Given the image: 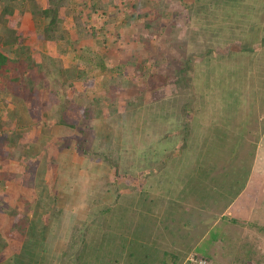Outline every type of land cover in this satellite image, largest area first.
Segmentation results:
<instances>
[{"label":"rangeland","instance_id":"rangeland-1","mask_svg":"<svg viewBox=\"0 0 264 264\" xmlns=\"http://www.w3.org/2000/svg\"><path fill=\"white\" fill-rule=\"evenodd\" d=\"M186 1L211 6V12L203 17L215 20L199 24L196 15L186 19L185 10H181L183 0H152L155 6L149 7L152 11L147 18L157 14L166 25L161 23L159 28L145 27L143 19L127 20L126 0H115L120 6L119 15L110 22L106 19L114 13V5L102 13H90L92 0H73L76 11L70 13L60 8L62 21L57 26L67 28L74 39V49L69 57H63L64 63L73 71L86 70L76 87L88 88L91 94L124 92L119 86L109 87V78L121 74L131 87L126 98L145 99L132 117L122 121L118 115L113 117L114 122L108 117L100 120L97 127L90 122L85 129L89 147L103 140L114 150L113 146L121 142L117 154L124 161L136 157L129 168L134 175L128 184L136 188L126 185L123 195L113 205L104 206V211L96 206L97 214H89L88 235L72 248L69 229L64 226L69 220L63 216L65 211L49 223H42L40 216L30 218L20 237V264L23 260L24 264H55L56 256L63 252L65 264H194L189 259L191 255L209 259L210 264L264 263V43L257 39L264 32V0H237L235 4L222 2L218 6L213 0ZM38 2L40 7L47 6L46 0ZM28 7L24 3L25 14L9 18L19 23L22 33L18 44L28 45L30 57L37 60L43 52L55 49V40L42 36L48 15L30 12ZM172 10L178 13L171 14ZM76 15L78 19L74 20ZM251 17L259 27L258 34L248 29ZM140 34L148 35V39H141ZM208 35L212 43L202 40ZM193 38L203 47L205 43L212 47L213 52L191 56L194 71L188 86L181 79L180 69L187 52L194 48ZM12 52L9 53L14 55ZM80 53L90 58L98 54L105 66L99 68L77 57ZM161 78H167V95L162 96L164 102H157ZM11 87L15 92L24 88L18 82ZM191 97L188 130L176 131L183 127L180 117L167 123L161 110L166 106L175 115L177 110L171 108V101L177 105ZM7 98V104L0 100V116L6 119L12 109L14 119L9 131L25 129V141L35 142L39 124L32 123L27 129L32 120L24 100ZM122 101L119 102L123 104ZM180 114L185 119L182 111ZM120 126L126 135L117 142ZM74 133L81 135L74 130L58 132L62 136ZM13 142L18 143V139ZM69 143L74 156L81 158L75 148L76 139L69 138ZM125 146L126 153L122 151ZM160 159L165 161L162 170L149 168L159 164ZM27 163L31 168L40 164ZM56 167L57 163L46 160L42 176L52 191ZM73 167H79L78 182L82 175L91 173L85 161ZM0 169L14 174L5 185L14 201L30 193L25 166L5 159L0 161ZM92 173L94 177L102 172ZM107 174L111 176L112 172ZM236 197L237 209L221 216L220 211ZM4 217L1 227L7 222ZM22 218L18 213L15 223ZM84 218L83 215L81 219ZM8 249L12 250L11 245Z\"/></svg>","mask_w":264,"mask_h":264},{"label":"trees","instance_id":"trees-1","mask_svg":"<svg viewBox=\"0 0 264 264\" xmlns=\"http://www.w3.org/2000/svg\"><path fill=\"white\" fill-rule=\"evenodd\" d=\"M0 1L2 2V8L0 9V100L2 99L3 104H7L5 97H20L24 100L28 116L32 120L26 126L27 129H30L32 123L39 124V133L36 141H25L23 137L25 129L22 132H17L14 129L9 131L8 129L14 119L12 109L8 110L6 119H2L1 117L3 116H0V161L11 159V161L25 166L29 171L27 186L31 188L30 193L25 196H18L14 201L12 193L5 188L8 180H10V175L14 174H11L6 169H0V188L2 190V194H0V221L5 218L4 216L7 217L6 225L0 226V264H20L19 256L23 251L20 250L22 246L20 237L24 234L23 225H28L27 222L30 218L40 216L42 223H49L54 217H58L61 212L65 211L63 216L69 220L64 226L69 229L71 240L69 247L72 248L76 243H80V239L88 235V229H91L88 222L89 214L94 211L96 206L104 211V206L113 205L121 194L123 195V189L133 178L134 173L129 168L133 165L136 157H133L130 161L129 159L124 161L120 157L121 155L117 154L121 143L119 140H121L122 135H126V133H123L122 126L117 130L115 140L119 143L113 146L114 150L111 146L104 143L103 140L98 142V146L89 147L85 129L91 123L94 127H97L95 125L100 123V120L108 119V117L109 121L113 120V122L115 121L113 117L118 115L122 121L125 118L132 117L139 107L145 103V99L140 96L126 98V92L131 87L129 81L121 74L113 75L109 78L111 84L109 87L119 86L124 89V92L112 94V92L105 90L94 94L92 92L91 94L88 88L80 90L76 87V82L84 79L86 70L81 68L73 71L70 65H65L63 57H69L70 51L74 49L72 47L74 39L70 36L67 28L57 26L62 21L60 8H64L68 13L76 11L73 0H46L47 6L45 7H40L38 0ZM213 1L218 6L222 2L225 5L228 2L235 4L237 0ZM26 2L29 6L27 9L30 12H39L43 16L48 15V22L44 24L42 36L47 40H55V49L43 52L37 60L30 57L28 45L18 44V39L22 33L19 30V23L9 18L13 14H25L24 3L26 4ZM90 5V13H102L108 10L111 5H114L115 11L108 14L106 22H110L119 15L120 6L116 4L115 0H92ZM152 5L155 6L152 0H126L127 10L125 15L127 20L143 19L145 27L159 28L163 21L160 20L157 14L154 15L153 19L147 18L152 11L149 8ZM144 8L145 10H143ZM182 8V11L185 10L186 19L196 15L200 19L199 24H206L215 20V17H211V21L203 17V15L211 12L208 11L211 8L209 9L206 4H196L195 1L183 0ZM173 13L178 12L177 10H172L171 14ZM78 16H74V20H77ZM246 17L249 19V16ZM186 19L183 21L184 23H186ZM252 21L248 29L251 31L256 30L257 33L259 27L253 19ZM162 25H165V23ZM187 26L185 27L188 28ZM211 28L208 29L210 30ZM193 32L191 31V34L196 35ZM261 34V37L257 39L264 43V32ZM147 36L140 34V38L143 40H147ZM202 40L207 41L206 43H210L208 41L213 42L210 35L202 38ZM197 41V38L192 39L194 48L187 52L180 69L182 72L181 79L185 80L186 85H191L190 81L194 71L193 66L191 67L190 64L191 56L195 54H197L196 56L206 55V51L213 52L212 47L206 43L203 47ZM10 51L15 54L11 55ZM77 57L88 59V61H91L99 68L105 66L103 58L96 53H94L92 58H90L89 54L83 53H80ZM71 59L73 60L72 56ZM162 80V86L158 89V91L161 90V94L157 102H164L162 100L164 97L162 96L167 95L165 94V86L168 87L167 78ZM14 82H18L24 88L15 92L11 87ZM148 89L152 90L150 87ZM121 100H123V104L119 102ZM171 102L170 104L173 105L171 108L177 110V114L173 115L169 108L166 109L165 106L161 110L162 116L167 123L181 119L183 127H178L176 131L183 133L189 127L190 121L188 118L192 111V97L177 105L174 104L176 101ZM120 107H122V110L119 109ZM181 111L185 119L182 118ZM71 130L79 131L81 135L77 133L69 134V136L58 134L60 131L70 133ZM69 138L76 139L75 148L81 158H79V155L76 158L74 152H71L72 147L69 148ZM15 139H18V143L13 142ZM127 149V146H125L122 151L126 153ZM46 160L57 163L56 175L52 182V189L55 191L48 187L42 177L46 171ZM28 161L33 163L40 162L39 167L36 168L34 165V168H31L30 164L27 163ZM81 161H85V164L91 167V173L88 172L85 177L82 175V181L80 179L78 182L79 167H73V164ZM163 163L165 161L160 159L159 164L151 165L149 168L157 171L162 170ZM66 168L70 171L69 173H66ZM92 170L102 173L92 177L94 175ZM109 171L112 172V179H110L112 175L107 174ZM79 184L82 185L80 186ZM127 187L136 188L134 185H128ZM18 205H22L21 208ZM18 213L23 218L19 223H15V216ZM83 215L86 218L81 219ZM85 219L87 221H83ZM101 219H104V217L102 216ZM106 220L107 218H105ZM231 220L234 219L231 218ZM97 221L100 222L101 220L97 219ZM81 224L85 225V227H80ZM9 245H11V251L8 249ZM63 254L64 252L56 256L55 264H65ZM22 264H24V260ZM257 264L260 263L258 262Z\"/></svg>","mask_w":264,"mask_h":264},{"label":"crops","instance_id":"crops-1","mask_svg":"<svg viewBox=\"0 0 264 264\" xmlns=\"http://www.w3.org/2000/svg\"><path fill=\"white\" fill-rule=\"evenodd\" d=\"M240 195H241V193L238 194V196H240ZM237 197L234 200L227 203V205L220 211V215H225V213L230 212L231 209H233L234 211H235V209H237V203H236Z\"/></svg>","mask_w":264,"mask_h":264},{"label":"built area","instance_id":"built-area-1","mask_svg":"<svg viewBox=\"0 0 264 264\" xmlns=\"http://www.w3.org/2000/svg\"><path fill=\"white\" fill-rule=\"evenodd\" d=\"M189 259L191 260L192 263L194 264H208L207 260L201 257H196L194 255H191L189 257ZM260 264H264V263H260Z\"/></svg>","mask_w":264,"mask_h":264},{"label":"clouds","instance_id":"clouds-1","mask_svg":"<svg viewBox=\"0 0 264 264\" xmlns=\"http://www.w3.org/2000/svg\"><path fill=\"white\" fill-rule=\"evenodd\" d=\"M221 216H223V215H221ZM205 259V258H204ZM207 260V262H208V264H210V261H209V259H206ZM262 263V262H261Z\"/></svg>","mask_w":264,"mask_h":264}]
</instances>
